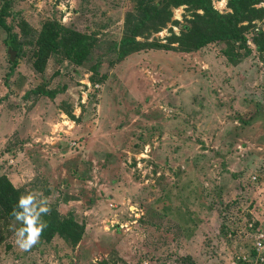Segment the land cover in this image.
<instances>
[{"label": "rangeland", "instance_id": "374dc122", "mask_svg": "<svg viewBox=\"0 0 264 264\" xmlns=\"http://www.w3.org/2000/svg\"><path fill=\"white\" fill-rule=\"evenodd\" d=\"M136 4L12 0L19 38L21 20L38 31L54 19L97 41L85 65L51 55L41 72L30 46L11 61L0 28V175L84 227L75 244L54 235L21 251L20 224L0 214V264H264V250L250 255L264 234V16L229 58L225 42L178 49L194 10L173 7L146 35L172 47L111 63ZM212 4L230 12L228 0Z\"/></svg>", "mask_w": 264, "mask_h": 264}, {"label": "trees", "instance_id": "16d2710c", "mask_svg": "<svg viewBox=\"0 0 264 264\" xmlns=\"http://www.w3.org/2000/svg\"><path fill=\"white\" fill-rule=\"evenodd\" d=\"M260 1L228 0L230 12L222 14L214 9L212 0H137L135 12L129 13L132 21L121 38L117 56L111 63L140 49L172 47L170 44L147 41L146 35L151 30L156 31L164 26L172 14L171 8L180 5H187L194 12L189 23L183 27L181 36L173 38L174 41H178V49L195 51L210 42H225L224 53L231 58L237 45L239 48L246 47L245 33L249 25L255 19L263 18L264 8L257 6ZM11 3L12 0H6L0 8V28L6 32V43L16 52L17 57L24 53V46L32 47L33 67L41 72L51 55H62L78 66L88 62L89 55L96 45V37L67 27L54 19L45 21L41 29L37 31L23 19L17 24L21 34L19 38V33L14 30V26L6 22V18L10 16ZM244 22H247L248 26ZM139 37L145 40L141 41ZM255 39L259 49L264 53V31H259ZM16 64L17 62H13L12 66ZM98 68L99 63L90 66L91 79L95 84L103 83L105 79V75L99 74ZM33 92L38 94L42 92L49 97H54L56 94V90H45L42 87H38ZM67 113L72 115L70 111ZM25 193H27L25 189L15 187L7 175L1 174L0 214L6 219H14L11 215L12 210L17 205L18 198ZM44 219L48 222V227L44 230L42 239L50 241L54 235H59L65 242L75 244L82 238L83 224L77 221L72 213L68 217H62L57 209L51 206L50 215L45 216ZM250 252V255L256 257L257 251L254 246ZM187 264L194 263L189 260Z\"/></svg>", "mask_w": 264, "mask_h": 264}, {"label": "clouds", "instance_id": "9594fccd", "mask_svg": "<svg viewBox=\"0 0 264 264\" xmlns=\"http://www.w3.org/2000/svg\"><path fill=\"white\" fill-rule=\"evenodd\" d=\"M50 213V201L42 193L27 192L18 198L11 215L21 225L15 229V242L21 251H29L40 242L44 230L48 227L44 217Z\"/></svg>", "mask_w": 264, "mask_h": 264}, {"label": "built area", "instance_id": "2783aa9c", "mask_svg": "<svg viewBox=\"0 0 264 264\" xmlns=\"http://www.w3.org/2000/svg\"><path fill=\"white\" fill-rule=\"evenodd\" d=\"M263 242H264V234L259 235L258 240L255 242V249L257 251V255L259 256V257H257V259L260 258V253L258 251H261L262 246H264V243ZM243 258L245 259L246 257L244 256ZM261 259H263V257H261Z\"/></svg>", "mask_w": 264, "mask_h": 264}, {"label": "water", "instance_id": "95a60500", "mask_svg": "<svg viewBox=\"0 0 264 264\" xmlns=\"http://www.w3.org/2000/svg\"><path fill=\"white\" fill-rule=\"evenodd\" d=\"M9 54L11 55V57H10L11 60H14L16 53L14 51H12V50L9 49Z\"/></svg>", "mask_w": 264, "mask_h": 264}]
</instances>
